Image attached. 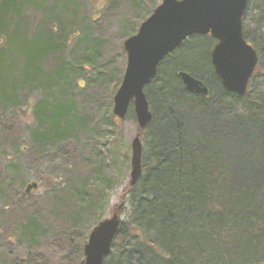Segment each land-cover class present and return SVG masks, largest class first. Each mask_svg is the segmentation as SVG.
Segmentation results:
<instances>
[{"label": "trees", "instance_id": "obj_1", "mask_svg": "<svg viewBox=\"0 0 264 264\" xmlns=\"http://www.w3.org/2000/svg\"><path fill=\"white\" fill-rule=\"evenodd\" d=\"M126 1L133 14L123 24L121 35L130 34L148 8L156 6V0ZM250 2L242 17L243 36L256 49L258 64L244 96L222 87L210 59L215 40L200 34H193L189 45L183 46V42L167 55L154 80L146 85L152 119L146 128L136 131L149 148L142 150L139 179L133 185L128 183L111 208L124 213L127 220L119 224L103 264H264V0H254L253 13L249 12ZM54 5L60 9L57 13H53ZM8 11L12 13L7 15ZM37 14L39 18L32 24ZM98 23L90 0H0V56L4 57L0 63V114L22 112L32 135L29 141H21L20 129L0 127V146L32 153L38 159L44 146L53 148L56 141L85 129L90 132L85 126V104L91 99L74 96L69 85L84 90L87 80L82 73L91 72L88 84L102 93L107 91L109 97L108 83L123 75L113 58L105 53L100 56L102 36L93 32ZM36 29L45 32L46 49L35 46L36 37L28 39ZM76 34L81 35L77 46L73 42ZM19 36L26 38L30 51L22 53L15 46ZM195 43L191 58L180 62L186 48L193 45L189 48L193 50ZM10 46L14 49L8 56ZM7 61L13 63L12 70ZM79 68L81 72L76 71ZM180 70L203 81L208 94L186 90L177 76ZM59 72L56 79L47 81L45 75ZM81 79L83 86L78 84ZM34 91L45 95L37 100L31 95ZM58 96L70 99L61 113L54 112ZM95 103L100 105L98 100ZM106 112V121L114 125L108 109ZM23 144L26 152L20 148ZM72 158L60 168L63 180L57 188L52 181L45 182L48 193L43 208H31L18 223L12 214L5 216L14 207L8 200L12 182L24 186L19 169L10 165L11 177L0 180V203H4L0 239L14 236L32 245L37 237L57 229L82 239L85 219L97 214L93 218L97 224L104 200L101 186H106L103 163L100 157L79 153ZM84 244H76L71 257L62 259L67 264H82Z\"/></svg>", "mask_w": 264, "mask_h": 264}, {"label": "rangeland", "instance_id": "obj_2", "mask_svg": "<svg viewBox=\"0 0 264 264\" xmlns=\"http://www.w3.org/2000/svg\"><path fill=\"white\" fill-rule=\"evenodd\" d=\"M111 1L113 0H90L93 17L99 20L98 25H96L97 28L93 29V32L94 34L102 36V41L100 43V56L105 53L104 55H107V58H113V61L121 66V73L123 74V70L126 65V53L123 48V41L129 35L136 32L140 22L149 15L152 8H148V14H146L142 20L137 22L136 27H134L130 34L126 33L121 35L123 24H126L127 20L131 18L133 13L130 9H128V1L117 0L114 5H112V3L110 4ZM159 2L160 0H156V4ZM7 6H9V1L7 2ZM254 8V0H251L249 12L253 13ZM59 10L60 9L54 5L53 13H57ZM258 12L260 14V10H258ZM11 13V11H8L6 14L10 15ZM38 18L39 14L35 15L32 24L36 23ZM2 24L3 23H1V25ZM32 34L34 37H29L28 39L36 37L33 39L35 46L39 45L40 49H46L48 47L44 31L39 32L36 29V31H33L31 35ZM17 38L19 40L15 42V46H18L20 50H22V53H25L27 50L30 51L27 48L28 43H26V38L23 39L21 36ZM80 40L81 35L76 34V37L73 40L75 46L80 45V43H78ZM189 42L190 37L185 41L186 44L184 43L182 45L187 46L189 45ZM196 44L197 43L194 44L193 50L189 49L193 45L186 48L184 51L186 56L181 57L182 60L180 62H185L191 58V55L194 54L193 52L195 51ZM13 49V46L8 47L6 54L9 56ZM36 51L37 49L35 51L33 50V53H36ZM93 53H95L94 48ZM3 59L4 57L0 56V63ZM66 59L68 60V57L65 56V60ZM178 61L179 59L177 62ZM7 63L12 70L13 63H10L9 61H7ZM23 66L24 62L20 64L21 68ZM78 70L81 72L80 68L76 71ZM82 74H85V79L87 80V83L84 86L85 89L79 91L75 89L71 83L69 88L72 90H69V92L73 91L75 93L74 96L76 97L85 96V98L91 99L88 104H85V116L89 118H87V120L85 119V126L88 125L90 127V132L88 129H85L86 131L84 130L82 132L75 133L72 138L64 139L58 142L56 141L53 148H51V144L44 146L42 150L43 153L38 159H36L35 156L32 157V153L25 154L21 152H14L10 147L0 146V180L3 178L9 179V177H11L12 171L10 170V165H12L19 169V176L24 186L30 180H36L38 182L37 190L31 195L25 194L28 195L27 197L22 194L24 186L22 188L20 184L18 186L14 181L12 182V193H8V200L12 205H14V207H12L11 212H5V216L8 217V215L12 214L13 221H15V223H18L24 214L29 215L31 208H43L46 204V198L44 195L48 193L45 182L50 183L52 181L53 187L57 188L59 182H62L63 180L60 175V168L64 162L66 164L72 161L74 153H79L83 157L88 155L94 159L100 157L103 163L101 175H104L106 179V186L104 184L101 186V192L104 196V200L101 202V208L99 209V221L111 216L113 212L111 208L118 203L121 192L128 186L131 169V140L135 136L137 129L135 115L133 111H130L131 109H129L119 130L116 129L115 124L111 125L106 121V117L108 116L106 109H108L110 115L113 105V95L119 86L120 77H122V75L120 74L119 78L114 79L109 83L107 82L108 89L110 88L111 90L110 96L108 97L107 91L102 93L88 84V79L92 78L91 72L85 71V73L83 72ZM58 75H61L60 72L59 74L48 73L45 77L47 78V81L50 82L56 79ZM63 78L65 80L67 79L66 76H63ZM31 95L39 100L44 97L45 93L34 91ZM52 97L54 98V96ZM58 97L59 102L56 106L57 109L54 110L55 113H61L63 111L62 109H67L70 105L68 103L70 99L66 100L64 97ZM97 100L100 105L95 103ZM21 108L22 110H25V106H22ZM40 108L44 110L46 109V105H41ZM20 113L21 114L17 112L16 114H9L7 111L0 114V127L6 129L11 128V126L18 128L20 129L19 137L21 141H29L32 137L31 128L28 129L25 126V121L28 120L24 117L22 112ZM148 148V141H142V150L145 149L144 152H146ZM26 151L27 149L24 152ZM3 204V202L0 203V209H2L1 205ZM95 213H97V211ZM93 218L96 219L97 214H95ZM93 218L85 219V225L84 228H82L85 233L82 239L79 234H68L64 231L61 233L58 232V224L54 225L56 227L55 229H57L55 232L50 230L45 235L39 238L37 237L36 243L32 245L28 241L17 240L14 236L10 239L7 237L4 239L1 238L0 264H67L66 260L62 259V257L65 255H70L69 257H71L73 247L83 241L86 242L90 230L96 225V221H93ZM121 218L124 221L127 220L124 213ZM73 239H75L74 242L72 241Z\"/></svg>", "mask_w": 264, "mask_h": 264}, {"label": "water", "instance_id": "obj_3", "mask_svg": "<svg viewBox=\"0 0 264 264\" xmlns=\"http://www.w3.org/2000/svg\"><path fill=\"white\" fill-rule=\"evenodd\" d=\"M248 0H161L139 24L137 31L123 41L126 65L121 82L113 95L112 121L120 126L128 108L132 109L138 128H146L152 110L145 86L157 75L159 64L193 34L207 35L216 40L210 51L213 70L222 87L235 95L246 94L249 81L258 64V53L242 33V15ZM185 89L201 95L208 94L203 81L185 70L177 72ZM79 86L84 85L81 79ZM30 114V108L28 110ZM22 151L27 145L20 146ZM142 144L139 134L131 140L130 184L141 174ZM38 182L30 180L23 188L25 194L36 191ZM120 224L114 211L99 221L89 232L83 247L82 264H103L111 249Z\"/></svg>", "mask_w": 264, "mask_h": 264}, {"label": "bare ground", "instance_id": "obj_4", "mask_svg": "<svg viewBox=\"0 0 264 264\" xmlns=\"http://www.w3.org/2000/svg\"><path fill=\"white\" fill-rule=\"evenodd\" d=\"M121 216H122V215H121V214H119L120 223L124 221V220H122Z\"/></svg>", "mask_w": 264, "mask_h": 264}, {"label": "flooded vegetation", "instance_id": "obj_5", "mask_svg": "<svg viewBox=\"0 0 264 264\" xmlns=\"http://www.w3.org/2000/svg\"><path fill=\"white\" fill-rule=\"evenodd\" d=\"M249 2V1H248ZM247 7V6H246ZM245 10H246V8H245ZM245 10H244V12H245ZM244 12H243V14H244ZM242 17H243V15H242ZM242 25H243V23H242ZM207 36V35H206Z\"/></svg>", "mask_w": 264, "mask_h": 264}]
</instances>
